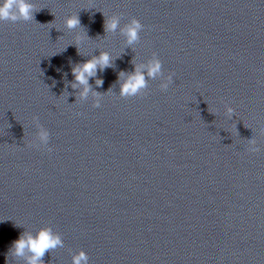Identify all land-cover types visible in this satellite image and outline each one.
<instances>
[{
  "label": "clouds",
  "instance_id": "clouds-1",
  "mask_svg": "<svg viewBox=\"0 0 264 264\" xmlns=\"http://www.w3.org/2000/svg\"><path fill=\"white\" fill-rule=\"evenodd\" d=\"M37 10L31 0H0V22H31L35 21V12ZM104 15V14H103ZM122 14L112 15L104 22L105 33H117L124 37L125 45L133 47L140 42V33L144 29V25L135 17L131 18L128 23L121 26ZM36 22V21H35ZM51 23V22H50ZM64 27L69 30H77L83 28L79 19V15H70L64 19ZM87 36V35H86ZM59 38V37H58ZM77 41L80 37L77 36ZM76 45V43H73ZM78 53L79 48L77 47ZM113 58L107 51H100L99 55H94L85 62L74 66L71 73L74 77L71 87L73 89L82 87V90L76 96V101L85 100L88 98L93 88L89 83L90 78L96 77L99 71L112 67ZM134 64V71L131 73L121 72L120 79V98H131L143 96L148 89V80H155L158 77H163L159 88L161 91H167L169 85L173 83L175 73H169L167 76L163 73L162 61L158 58L156 53L146 64ZM95 84L97 87L103 85V80L96 79ZM97 102L93 105L94 108H99V99L101 93L95 92ZM227 115L229 119L234 116V109L226 104ZM79 115V113H78ZM33 122L37 128L36 143L29 145V147L44 146L47 151L51 152L52 149L48 148L50 134L40 123L38 117H33ZM249 153H258L261 149L257 146L254 138L248 140V147L246 149ZM64 242L62 236L55 232L51 227H42L35 234L24 231L19 238L13 241L9 252L17 260H22L24 264H45L43 257L46 253H51L57 248H63ZM8 258V257H7ZM6 258V264H7ZM72 264H89V256L83 250L78 251L72 256Z\"/></svg>",
  "mask_w": 264,
  "mask_h": 264
}]
</instances>
